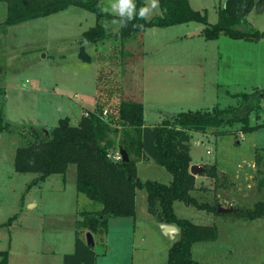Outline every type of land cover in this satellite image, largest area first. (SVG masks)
Masks as SVG:
<instances>
[{"label":"rangeland","instance_id":"obj_1","mask_svg":"<svg viewBox=\"0 0 264 264\" xmlns=\"http://www.w3.org/2000/svg\"><path fill=\"white\" fill-rule=\"evenodd\" d=\"M107 1L101 2L102 8L119 14ZM224 2L189 0L193 9L206 11L211 24ZM2 3L0 21L6 17V3ZM145 9L147 19L162 13L158 0H146ZM245 18L264 31V0H255ZM95 22L93 12L71 6L46 17L0 26L2 108L12 129L0 135V250H8L11 240L10 264H63V255L74 248L79 211L101 208L76 190L75 164L28 188L37 174L15 171L14 154L27 143L24 134L30 137L31 125L51 129L65 116L76 125L86 112L102 115L103 110L116 123L121 101L142 102L147 123L159 124L179 112L237 106L236 94L264 88V38L248 41L221 34L206 39L204 24L195 21L148 27L122 38L120 23L104 19L110 37L84 44L91 56L88 63L78 58V41ZM94 101V109L86 108ZM261 106L258 117L255 113L249 117L250 125H258L252 131H241V125L234 124L224 128L225 133H191L192 160L225 170L198 183L192 193L200 202L245 208L264 198L258 185V171L264 168V99ZM137 174L142 180L166 184L172 178L153 162L139 165ZM145 196L144 190L137 191L134 219L116 217L108 235H93L96 264H167L174 240L165 237L148 215ZM174 208L179 217L217 227L215 240L193 245L192 255L200 263L264 264V218L246 220L233 212L214 213L180 201ZM86 232L79 233L83 239Z\"/></svg>","mask_w":264,"mask_h":264},{"label":"trees","instance_id":"obj_2","mask_svg":"<svg viewBox=\"0 0 264 264\" xmlns=\"http://www.w3.org/2000/svg\"><path fill=\"white\" fill-rule=\"evenodd\" d=\"M2 1L6 3V17L0 26L5 28L48 16L69 6L93 12L95 24L85 30L78 41V57L84 62H91L85 43H97L110 37L104 19L120 23L118 34L122 38L132 37L148 27H167L190 21L204 24L202 32L206 39H216L221 34L248 41L264 38V31L252 27L245 18L255 0H225L217 10L218 19L214 24L209 23L206 11L193 9L189 0H158L162 13L150 19L145 14L140 15L141 10L145 9L146 0H130L133 5L131 17L127 13L106 11L101 6V0ZM4 96L5 91L0 88V135L12 131L4 117ZM235 96L240 99L237 106L179 112L155 125L145 123L144 105L139 101H121L117 107L116 123L102 117L101 112L89 111L76 125L67 116L60 118L51 129L41 130L31 125L30 137L26 138L24 134L27 143L17 147L14 154L15 171L37 174L28 188L51 174L65 173L69 164H75L76 190L101 204L97 210L79 211L75 222L74 249L64 254L63 264H96L98 253L80 236V231L86 230L92 235L106 234L112 218H135L138 190L146 192L148 211L158 222L173 224L179 230L168 249L167 264H202L192 256V247L197 242L215 240L217 227L179 217L175 213L174 203L180 201L200 210L217 213L216 203L200 202L192 193L196 182L195 175L189 171L190 138L191 133L196 131L225 133L224 128L234 124H240V130L244 132L258 127L250 125L249 117L252 113L256 117L261 113L264 88ZM119 147L128 153V161H114L108 156L111 150ZM256 155L258 161L259 156ZM139 159L163 166L171 174V181L166 184L140 179L137 174ZM203 166L205 171L202 174L217 178L215 164ZM258 172V185L264 189V168ZM233 213L246 220L264 218V198ZM15 217H10L6 224H11ZM8 260L9 251L0 250V264H8Z\"/></svg>","mask_w":264,"mask_h":264},{"label":"crops","instance_id":"obj_3","mask_svg":"<svg viewBox=\"0 0 264 264\" xmlns=\"http://www.w3.org/2000/svg\"><path fill=\"white\" fill-rule=\"evenodd\" d=\"M104 2V0H101V2ZM109 4V6L110 7H113L114 9H118L119 10V12H120V9H119V7H118V5L121 3V0H117V2L115 1V2H109V0L107 1ZM159 3V2H158ZM1 6H3V3L0 5V7ZM69 7H71V6H69ZM68 7V8H69ZM76 7H78V6H76ZM79 8H81V7H79ZM67 9V8H66ZM83 9V8H82ZM65 10V9H64ZM114 14V13H113ZM51 15V14H50ZM46 17V16H45ZM39 18H41V17H39ZM35 19H38V18H35ZM31 20H33V19H31ZM4 21V20H3ZM3 21H0V22H3ZM30 21V20H29ZM25 22V21H24ZM20 24V23H19ZM16 25V24H15ZM198 32H200V31H198ZM78 55V54H77ZM79 58V57H78ZM89 63V62H88ZM96 106H95V101H94V103H93V106L92 107H86V108H90V109H94ZM144 109H145V107H144ZM67 117H69V116H67ZM70 118V117H69ZM80 118H81V116H80ZM80 118L78 119H76V123H78L79 121H80ZM145 119V118H144ZM71 120V119H70ZM8 122V121H7ZM9 123V125H10V128H11V123L10 122H8ZM145 123L146 124H149V125H155V122H151V123H147V121L145 120ZM5 132H7V131H5ZM4 133V132H3ZM9 133V132H8ZM133 157H135L136 158V156H133ZM148 162H152V161H146V162H144L143 160H141V159H139L138 161H137V172H138V166L139 165H141V164H144V163H148ZM192 164H199V165H202V164H205L204 162H194L193 160H192V157H191V164L190 165H192ZM203 166V165H202ZM216 166V165H215ZM217 167V166H216ZM217 169V174H220V172H224L225 170L223 169V168H219V167H217L216 168ZM56 174V173H55ZM60 174V173H59ZM52 175V174H51ZM50 176V175H49ZM49 176H47L43 181H41L40 183H42V182H44V181H46V179L49 177ZM172 177V176H171ZM213 179V178H210V177H208V176H206V175H204V174H198V175H195V182H196V187L198 186V183H200L202 180H205V179ZM172 179V178H171ZM171 181V180H170ZM78 193H80V192H78ZM82 194V193H81ZM142 200H143V198H144V196H143V194H142ZM146 197V196H145ZM136 202H137V194H136ZM146 204H147V201H146ZM175 204V203H174ZM34 205V204H33ZM101 205V204H100ZM174 210H175V208H174ZM146 211H147V213H148V215H151L152 217H153V219L155 220V223L157 224V226H158V228L159 229H161L160 227H159V224H160V222H158L155 218H154V216L151 214V213H149V211H148V208L146 207ZM176 213V212H175ZM116 217H114V218H112L110 221H109V226L111 225V223L113 222V219H115ZM127 218H130V217H127ZM9 219V218H8ZM15 219V218H14ZM13 219V220H14ZM134 219V218H133ZM8 221V220H7ZM10 225V224H9ZM109 226H108V233H109ZM132 230H134L133 229V226H132ZM108 233H107V235H108ZM179 233V232H178ZM178 233L175 235V237L174 238H171L170 236H168V235H165V234H163L165 237H167L169 240H175L176 238H177V236H178ZM107 235H106V241H107ZM171 244H172V242H171ZM171 244H170V246H171ZM12 248V246H11V240H10V244L8 245V251H9V257L11 256V249ZM193 248V247H192ZM74 249V248H73ZM168 249H169V247H168ZM104 254V253H103ZM167 254H168V252H167ZM193 256V255H192ZM63 257H64V255H63ZM96 262H97V259H96ZM8 264H10V262H9V260H8Z\"/></svg>","mask_w":264,"mask_h":264},{"label":"water","instance_id":"obj_4","mask_svg":"<svg viewBox=\"0 0 264 264\" xmlns=\"http://www.w3.org/2000/svg\"><path fill=\"white\" fill-rule=\"evenodd\" d=\"M242 28V27H241ZM118 151L121 155V158L123 161L129 160V155L126 152L125 149L119 147ZM190 173L193 175L201 174L205 171L204 166L199 164H192L189 167ZM239 208H234L232 206L226 207L222 206L220 203L217 204V212L218 213H230V212H236ZM159 227L161 228L163 234L170 236L171 238H174L175 235L179 232L178 228L173 224H166V223H160ZM85 241L87 244L95 247V240L91 232L87 231L85 233Z\"/></svg>","mask_w":264,"mask_h":264},{"label":"clouds","instance_id":"obj_5","mask_svg":"<svg viewBox=\"0 0 264 264\" xmlns=\"http://www.w3.org/2000/svg\"><path fill=\"white\" fill-rule=\"evenodd\" d=\"M156 4L155 2H153L152 7H155ZM121 14H125L127 13L130 17L132 16V9H133V5L130 3V0H121V3L118 5ZM147 11V9H143L140 12L141 16H144L145 12Z\"/></svg>","mask_w":264,"mask_h":264},{"label":"built area","instance_id":"obj_6","mask_svg":"<svg viewBox=\"0 0 264 264\" xmlns=\"http://www.w3.org/2000/svg\"><path fill=\"white\" fill-rule=\"evenodd\" d=\"M89 112V111H88ZM88 112H86L85 113V115L87 116L89 113ZM102 117H106L107 116V110H103L102 111ZM209 152V151H208ZM109 157H111L114 161H118V160H121L122 158H121V155H120V153H119V151L118 150H116L115 152H111V153H109V155H108Z\"/></svg>","mask_w":264,"mask_h":264}]
</instances>
